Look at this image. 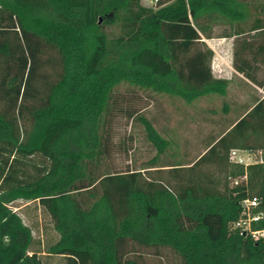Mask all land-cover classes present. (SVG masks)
<instances>
[{"label":"trees","instance_id":"1","mask_svg":"<svg viewBox=\"0 0 264 264\" xmlns=\"http://www.w3.org/2000/svg\"><path fill=\"white\" fill-rule=\"evenodd\" d=\"M215 38H233V69L264 92V0H0V264H154L145 253L163 250L169 264H264V238L229 229L257 199L252 229L264 230V162L228 159L264 152V98L195 162L166 170L171 143L140 116L152 173L101 168L118 86L186 104L226 97L202 42ZM36 156L45 165L33 174L25 161ZM16 201L37 203L55 242L42 249Z\"/></svg>","mask_w":264,"mask_h":264},{"label":"rangeland","instance_id":"2","mask_svg":"<svg viewBox=\"0 0 264 264\" xmlns=\"http://www.w3.org/2000/svg\"><path fill=\"white\" fill-rule=\"evenodd\" d=\"M155 3L141 0V5L147 8L155 7ZM104 30L110 37L118 34L117 28L105 27ZM234 83L236 85V81ZM183 106V102L167 96L154 95L126 85L118 86L114 90L109 114L106 117L104 131L107 139V153L104 155L101 168L111 173H125L129 170L145 171L144 174L152 173L149 171L154 165L150 160L153 159L156 151L146 140L145 128L138 120L140 116L148 120L162 138L173 142L171 148L160 155L162 164H172L174 160L183 158L190 161L198 157L202 153L200 139L206 131L202 129L204 125L192 122L186 126L188 131L178 129L176 132L179 138L174 137L175 121L179 122L182 118L192 116L182 114ZM254 153L256 158L261 156L264 160V152L260 154L254 151ZM25 165L30 173L35 174L38 169L44 167L45 161L36 156L25 161ZM199 169V173H211L215 177L219 174L213 165H203ZM221 179H219L220 182ZM9 208L17 213L24 224L31 229L34 239L40 241L42 249L43 246L55 242L57 237L51 229L49 218L41 211L37 203L16 201ZM229 229L231 230V224ZM145 254L148 263L169 264L174 260L167 250L161 251L159 257L148 252ZM46 261L47 264H65L58 257H48Z\"/></svg>","mask_w":264,"mask_h":264},{"label":"crops","instance_id":"3","mask_svg":"<svg viewBox=\"0 0 264 264\" xmlns=\"http://www.w3.org/2000/svg\"><path fill=\"white\" fill-rule=\"evenodd\" d=\"M213 40L203 39L202 42L213 52L210 64L212 75L217 79L229 81L228 93L225 98L217 95H207L192 104L183 103L182 114H191L192 116L182 118L179 122L175 121L174 137L179 138L176 132L178 129L188 131L186 126L192 122L204 125L205 127H202V129L204 128L206 133L204 132L200 139L202 153L190 161L183 158L174 160L172 164H162L165 166L162 168L164 170L170 169V165L179 160L183 164L195 162L206 152L207 146L213 142L214 137L218 138L228 132L233 127V124L231 125L232 121L239 120L241 118L239 115L248 113L255 106L257 100L260 101L264 98V92L233 69V38H215ZM233 80L236 81V85ZM168 141L172 146L173 142Z\"/></svg>","mask_w":264,"mask_h":264},{"label":"built area","instance_id":"4","mask_svg":"<svg viewBox=\"0 0 264 264\" xmlns=\"http://www.w3.org/2000/svg\"><path fill=\"white\" fill-rule=\"evenodd\" d=\"M149 2H157V0H149ZM257 152L262 153L260 151ZM229 160L231 163L243 166L264 162L261 156L259 158L255 157L254 151L244 150H231ZM258 206L259 201L257 199H245L242 201L240 216L231 224V230H237L244 235H250L254 241L264 238V230L252 229V223L258 222L263 217L261 212H257Z\"/></svg>","mask_w":264,"mask_h":264}]
</instances>
